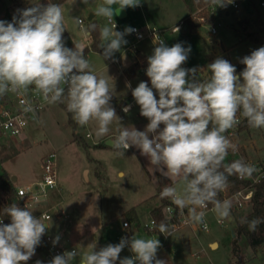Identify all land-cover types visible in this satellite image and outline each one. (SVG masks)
I'll return each mask as SVG.
<instances>
[{"label":"clouds","instance_id":"1","mask_svg":"<svg viewBox=\"0 0 264 264\" xmlns=\"http://www.w3.org/2000/svg\"><path fill=\"white\" fill-rule=\"evenodd\" d=\"M81 2L87 4L89 0ZM139 3L140 0H103L96 6L94 15L107 21L100 28L104 59L113 58L127 43L125 35L135 31L131 27L116 31L114 15ZM212 3L223 6L225 0ZM17 13L11 22L0 20V95L27 92L34 86L47 103L66 102L79 126L96 121L98 137L105 136L113 121H117L120 127L116 138L110 141L111 147L124 152L134 147L161 175L181 182L180 191L169 185L160 196L187 209L186 223H203L204 209L209 204L219 220L231 217V201L218 199V194L227 188L229 176L250 178L256 168L243 159L224 163L229 149L235 148L225 133L238 123V113L250 127L264 129V46L240 60L244 68L239 73L230 61L217 57L207 65L209 78L201 80L198 69L182 67L190 47L185 48L182 43L169 47L156 38L153 52L147 57L146 76L151 86L141 81L131 92L140 115L149 121L141 131L122 125L110 103L113 88L93 71L83 45H65L61 5L35 3ZM75 22L80 23L78 18ZM89 27L95 30L96 25ZM173 31L177 33L179 28ZM130 108L128 105L122 110L128 113ZM4 213L11 222L4 224L0 219V264H27L49 225L15 203L6 207ZM262 222L260 218L243 221L250 231ZM158 230L166 236L171 232L163 222ZM59 240V236L55 237L53 244ZM125 247L133 255L120 258ZM160 247L158 239L122 237L119 243L98 250L92 245L87 254L76 248L57 254L48 264H74L77 257L80 264H166L157 256ZM36 264L42 262L38 260Z\"/></svg>","mask_w":264,"mask_h":264},{"label":"rangeland","instance_id":"2","mask_svg":"<svg viewBox=\"0 0 264 264\" xmlns=\"http://www.w3.org/2000/svg\"><path fill=\"white\" fill-rule=\"evenodd\" d=\"M35 1L37 0H0V20L7 12H17L18 9ZM263 1L251 0L253 7H248V0H243L240 1L237 9L227 4L220 15L213 16L208 13L207 5L196 6V10L188 14L182 0H140V9L128 8L129 19L126 27L121 25L115 15L113 20L118 23L120 32H124L133 22L139 26L144 22L154 24L166 30L164 40L167 46L182 43L185 48L191 49L188 60L182 67L198 69V78L206 80L210 76L207 65L214 59L223 57L235 62L253 48L250 42H239L236 30L242 33L239 20L259 18L264 22ZM101 3L103 0H89L87 4H83L81 0L64 1L61 7L65 14L67 36L64 41L67 47L77 43L82 44L84 48L89 47L86 35L90 23L89 17L93 16L97 21L99 31L107 23L104 18L94 15L96 6ZM225 11H228L227 16ZM76 18L81 24L75 22ZM181 20L183 25H188V29L184 31L182 25L179 32L171 33L172 27L180 24ZM190 23L199 25L190 27ZM211 25L216 28L214 36L210 35ZM124 39L127 43L111 59H104L102 53L92 51L86 57L93 71L107 79L113 89L115 83L112 76L115 69L121 68L128 58L124 48L135 44L130 34H126ZM145 41L149 43L152 54L154 45L149 40ZM114 60L118 61L117 67L113 64ZM110 103L114 108L116 107V111H119L118 103L114 102L113 98ZM135 114L141 116L140 109L136 106L128 116L133 118ZM141 118L145 120L139 123L136 129L142 131L149 121L143 116ZM114 125L112 123L110 128ZM124 126L132 127L133 124ZM90 127L96 132L97 122L90 121L88 125L79 126L73 119V114L67 110L66 102L46 103L40 113L28 122L23 136L0 138V174L4 170L10 178L15 177L16 181L13 182L15 188L34 190V186L42 182L43 157L50 153L56 154L55 170L58 187L47 190L45 196L37 202L25 200L24 206L37 218H40L42 213L49 214L51 219L47 222L49 228L46 234H49L53 240L59 236L57 245L65 249L76 248L82 254H87L92 245H96L98 250L108 244L119 243L123 233L121 223L125 221L123 213L131 207H136L140 229H131L128 238H149L143 227L150 219V210L159 205L153 197L156 190L169 185L176 186L178 191L182 189L179 180L161 175L146 157L137 155L138 149L134 147L128 152L93 148V135H86L88 132L92 134ZM231 131L232 136H229ZM75 134H78L80 142L74 141ZM225 135L235 145L234 150L243 152L246 162L254 165L256 171L264 167V129L250 126L239 129L237 125L227 130ZM90 159L99 160L101 168L94 169ZM86 169L88 173H85ZM96 169L101 176L95 174ZM119 171L122 172L121 176ZM229 200L233 208H231L233 217L231 221L224 219L222 224L218 225L216 221L219 219L213 210L205 213V220L208 223L206 231L199 229L191 231L188 228L180 231L176 237L169 240L165 248L158 250V258L163 259L166 264L233 263L230 244L235 237L234 231L237 223L241 222L250 211L251 205L249 202L243 203L241 208L234 211L236 201ZM58 214H61L60 219L57 218ZM103 224L106 225L104 232ZM180 236L184 238H177ZM211 244L216 246L211 247ZM239 248L242 264H264V245L254 251L246 239L241 237ZM132 255L129 248L125 247L120 253V258ZM38 256L39 254L35 252L31 259ZM74 264H80L79 257Z\"/></svg>","mask_w":264,"mask_h":264},{"label":"built area","instance_id":"3","mask_svg":"<svg viewBox=\"0 0 264 264\" xmlns=\"http://www.w3.org/2000/svg\"><path fill=\"white\" fill-rule=\"evenodd\" d=\"M243 0H225V3L223 6H217L213 3H211L210 8L208 9L210 14L213 16L220 15V13L223 11L224 7L228 4L233 9H237L239 7V2ZM262 6L264 8V2L262 3ZM141 5L136 6L137 9H140ZM203 20V19H202ZM80 21V20H79ZM116 24V31H118V23ZM81 24V21L80 23ZM183 25V22L181 21L180 24L176 25V28H179V31L181 30V26ZM133 31L130 33L132 38L134 39L135 44L131 45L129 47L124 48V52L131 53L135 50L136 44L141 43L145 40H149L154 45V40L156 38L162 39L165 43L164 36L166 33V30L157 27L154 24H147L143 23L142 26L138 25H131L130 26ZM143 27V28H142ZM173 27L171 29L172 33H176L173 31L175 28ZM210 35L214 36L216 35V28L214 25H211L210 27ZM155 46V45H154ZM115 64H117V60L113 61ZM142 72H146V67H142L140 69ZM2 99H0V138H14L21 136L24 133V130L28 124V122L38 115L42 108L47 103L44 101L42 95L36 91L34 86L30 87L27 92L22 93H13V92H7L4 95H0ZM3 100V101H2ZM126 107V106H125ZM30 108V111H27L26 109ZM124 108V107H123ZM122 108V109H123ZM237 120L238 123L235 125H240L242 122V115L239 113L237 114ZM229 136H232V131L229 133ZM236 153V150L234 151ZM55 153H50L43 157L42 159V182L38 183L34 186V190L30 191L28 189L23 188H16L17 197L23 201L29 200L37 202L41 197H44L47 190H52L57 188V179H56V170H55ZM251 182V185L256 184L264 180V167L260 170L255 171V176H251L248 178ZM33 186V185H31ZM222 195V200H229L234 199L236 201L235 207L241 208L243 206V203L251 201L252 195H253V189L249 188L246 190H241L233 195H227V190L220 192ZM223 195H225V198H223ZM173 203V202H172ZM212 210V207L208 205L207 209H204L205 213ZM165 224L170 226L171 232L170 235H164L159 232L158 225L160 224L155 218L150 216V219L148 223L143 227L145 233L149 238L158 239L161 243V247L158 249H163L166 247L167 243L169 242L170 238L178 233L179 231L183 229H199L202 231H206L208 229V223L204 219L203 223H186L185 221L188 219V212L187 209H180L178 208L174 203L172 205H168L164 207L162 210ZM43 222H48L51 217L47 213H42L40 215ZM57 218H61V214L57 215ZM0 219L3 220V218L0 216ZM222 220H217L216 223L218 225L222 224ZM3 223L5 224V221L3 220ZM125 225L127 227H125ZM121 228L123 230V233L121 234L122 237H129V231L131 229H136L133 225H131L128 221H123L121 223ZM74 248L65 249L57 244H53V239L49 234H45L42 237L41 243L36 248V253L39 254L38 257L33 258L27 262V264H36V261H41L42 264H48L51 259L57 255V254H63L66 251H71Z\"/></svg>","mask_w":264,"mask_h":264},{"label":"trees","instance_id":"4","mask_svg":"<svg viewBox=\"0 0 264 264\" xmlns=\"http://www.w3.org/2000/svg\"><path fill=\"white\" fill-rule=\"evenodd\" d=\"M65 0H37L32 4L35 3H42V4H47V3H56L59 5H62ZM188 14L193 13L196 10V6H204L207 5L209 6L208 9L210 8V5L212 3V0H182ZM32 4L26 5L21 9H25L27 7L32 6ZM248 7H253L252 3L250 0H248L247 3ZM208 13L210 14L209 10ZM18 14L17 12L10 13L7 12L3 19L5 21H12L13 15ZM90 25H96L95 30L90 29ZM188 26V25H187ZM194 24L190 23V27H193ZM255 28V30H251V28ZM239 28L242 29V33H238V30H236V36L239 38V42H250L253 45V48L246 53L244 56L249 55L251 51L264 46V22L261 21L259 18H253V19H243L239 20ZM88 32H89V41L90 45L89 47L84 48V56L85 58L87 57V54L90 51L93 52H102L100 49V31L99 28L96 24V22L91 21L88 24ZM67 36L66 31L63 34V38ZM243 56V57H244ZM241 57V59L243 58ZM240 59V60H241ZM240 60L232 63L233 65L236 66L237 72L239 73L240 71L243 70L244 65L240 63ZM71 122V120H70ZM247 120L242 116V122L239 125V129H242L243 127H248ZM75 129V127H73ZM76 142H80L79 136L75 134V139ZM234 149H229L228 155L224 161V163H230L234 160L238 159H243L245 162V156L243 152L241 151H236L234 153ZM252 176H255V172L253 173ZM252 188L253 189V195L250 201L251 205V211L246 214L242 221L237 223V226L235 228V237L232 240L230 246H231V257L234 260L233 263L231 264H242V255H241V250L239 248V240L241 237H244L250 246V248L254 251L258 250L264 245V222L258 225L257 229L255 231H250L248 229V225L246 223H243L245 219L251 220L253 218H260L261 221H264V180H262L259 183L251 185V182L249 181L248 178L241 179L236 175H232L228 177V186L226 188L227 190V195H233L234 193L241 191V190H246ZM162 189H159L154 196V198L159 202V205L151 209L150 215L155 218L159 223L165 222L162 210L164 207L168 205H172V201L170 199L164 198L162 199L160 196V192ZM218 199L222 200V195L221 193L218 194ZM17 204L20 208H25L24 203L22 200H20L17 197L16 193V188L14 187L13 182L11 181L10 176L6 171L3 170V172L0 174V216L3 218L5 221V224L10 223V218L5 215L4 209L11 204ZM209 206L212 207L211 204ZM123 218L128 221L131 225H133L136 229L139 228L140 222H139V217L137 214V211L135 208H130L128 211L123 213Z\"/></svg>","mask_w":264,"mask_h":264},{"label":"crops","instance_id":"5","mask_svg":"<svg viewBox=\"0 0 264 264\" xmlns=\"http://www.w3.org/2000/svg\"><path fill=\"white\" fill-rule=\"evenodd\" d=\"M251 1V0H250ZM264 2V1H263ZM262 2V3H263ZM241 3V2H239ZM252 3V2H251ZM140 4V3H139ZM240 5V4H239ZM114 8L118 7V5H113ZM263 7V6H262ZM136 8V7H135ZM239 8V7H238ZM137 10V8H136ZM126 11V19L123 20V21H120L121 25L123 27H126L127 26V23H128V19H129V13H128V8L125 9ZM225 15L227 16L228 15V11H225ZM116 17V16H115ZM118 20V19H117ZM153 21V19H151ZM89 21H94L96 22L97 26L99 27L97 21L93 18V16H90L89 17ZM119 21V20H118ZM182 21V20H181ZM179 21V23L181 22ZM154 22V21H153ZM126 24V26H125ZM131 25H137L136 23H132ZM178 25V24H176ZM176 25H174L173 27H175ZM199 25L198 23H194V26H197ZM139 26V25H138ZM172 27V28H173ZM184 31H186L188 29V26L187 24L183 25V28H182ZM87 40H88V43L90 44V41H89V32L87 30ZM172 33V32H171ZM101 41V40H100ZM148 42L147 41H144L142 43H140L138 46H136L135 50L131 53H127L128 54V58L126 59L125 62H123V65L121 68L117 67V64L115 65L117 68L115 69V73L113 74L112 76V79L115 83V87L113 89V94L115 96H113V101L114 102H117L118 103V109L119 111H116V107L114 108L116 113H117V116L121 118V123L122 125H126V124H133V126L136 128L138 126L139 123L141 122H144L145 119L141 118V116H139L138 114H135L136 116H134L133 118L132 117H129L128 114L130 112H132L135 108V106L137 108H139V106L136 104L131 92H132V89H134L136 86H138V84L141 82V81H146L149 83V86H151L150 84V80L149 78L146 76V72H142L140 69L142 67H146L147 68V57L151 55V51L149 49V46H148ZM74 47V46H72ZM72 47H69V48H72ZM101 49V47H100ZM102 50V49H101ZM93 52V51H92ZM103 52V50H102ZM102 52H98V53H102ZM241 58H239L237 61H239ZM235 61V62H237ZM235 62H231V63H235ZM113 64H115L113 62ZM128 84L131 85V88L128 87ZM127 93H129L127 95ZM158 98V97H157ZM128 105H131V108L129 110L128 113H125L122 108L125 107V106H128ZM140 109V108H139ZM71 120V118H69V121ZM113 124H115L114 126H112L110 128V131L105 135V136H97L96 135V132L94 131V129L92 127H90V131L92 134H89L90 132H88L86 135H93L94 137V142H93V145L92 147L95 148V149H99V150H104V149H112V150H117V149H114L113 147L111 146H107L105 145V142L107 140H114L116 138V136L118 135V128L120 127L119 123L117 121H113ZM89 129V127H86V129ZM78 135V134H77ZM23 136V135H22ZM75 141V140H74ZM98 141H103V142H98ZM83 142V141H82ZM84 143V142H83ZM84 146H86L87 148H89L88 145L84 144ZM119 151H124L123 149L119 150ZM127 152L128 151H131V148L129 150H126ZM139 155L140 152L139 150L137 151ZM56 155V154H55ZM90 162L93 163V167L95 169V167H98V169L101 168V163L99 160L97 159H90ZM88 169L85 170V173H88ZM95 174L99 177L101 176L100 173H97V169L96 171L94 170ZM119 175L121 176L122 175V172L119 171L118 172ZM57 187H58V184H57ZM159 189H163V187H160L156 190L154 196L156 195L157 191ZM153 196V197H154ZM131 208H135L136 207H131ZM130 209V208H129ZM129 209H127L126 211H128ZM153 209V208H152ZM233 209V208H232ZM238 209L235 208L234 211H237ZM124 211V213L126 212ZM151 211V210H150ZM250 211H251V208H250ZM249 211V212H250ZM248 212V213H249ZM247 213V214H248ZM151 216V215H150ZM232 216L228 219V221H231L232 220ZM106 228V225L103 224L102 225V230L104 232ZM189 229V228H188ZM184 230V229H183ZM191 231H193L192 229H190ZM182 231V230H181ZM180 232V231H179ZM178 232V233H179ZM178 233H176L175 235H173L172 237H176L178 235ZM171 237V238H172ZM170 238V240H171ZM179 239H183L184 237L180 236V237H177ZM170 242V241H169ZM212 245V244H211ZM62 247V246H61ZM257 251V250H256Z\"/></svg>","mask_w":264,"mask_h":264},{"label":"water","instance_id":"6","mask_svg":"<svg viewBox=\"0 0 264 264\" xmlns=\"http://www.w3.org/2000/svg\"><path fill=\"white\" fill-rule=\"evenodd\" d=\"M115 16H116V18H117L119 21H123V20H125V19H126V11H125V9H124L123 11H121L120 14L115 15ZM125 26H126V24H125ZM105 145H107V146H111V144H110V140H107V141L105 142ZM11 181H12V182H15V181H16V178H15V177H11ZM215 246H216V244H212V245H211V247H215Z\"/></svg>","mask_w":264,"mask_h":264}]
</instances>
